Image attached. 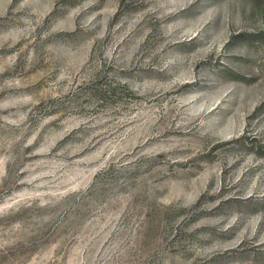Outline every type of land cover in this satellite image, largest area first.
Returning a JSON list of instances; mask_svg holds the SVG:
<instances>
[{
	"label": "rangeland",
	"instance_id": "374dc122",
	"mask_svg": "<svg viewBox=\"0 0 264 264\" xmlns=\"http://www.w3.org/2000/svg\"><path fill=\"white\" fill-rule=\"evenodd\" d=\"M0 264H264V0H0Z\"/></svg>",
	"mask_w": 264,
	"mask_h": 264
}]
</instances>
